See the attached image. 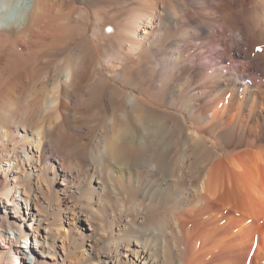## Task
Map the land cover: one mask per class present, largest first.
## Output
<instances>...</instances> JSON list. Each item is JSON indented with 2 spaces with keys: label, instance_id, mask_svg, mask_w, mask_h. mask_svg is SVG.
Listing matches in <instances>:
<instances>
[{
  "label": "bare ground",
  "instance_id": "1",
  "mask_svg": "<svg viewBox=\"0 0 264 264\" xmlns=\"http://www.w3.org/2000/svg\"><path fill=\"white\" fill-rule=\"evenodd\" d=\"M258 49L264 0H0V264H264Z\"/></svg>",
  "mask_w": 264,
  "mask_h": 264
},
{
  "label": "rangeland",
  "instance_id": "2",
  "mask_svg": "<svg viewBox=\"0 0 264 264\" xmlns=\"http://www.w3.org/2000/svg\"><path fill=\"white\" fill-rule=\"evenodd\" d=\"M92 29L94 27V24H92ZM44 198H42V200L46 201L44 204H47V202L50 203V205H52L51 208H49V211H48V214H51V215H54L56 213V206L53 205L54 204V200L52 199V197L48 194V193H43L42 194ZM24 236V235H23ZM25 237V236H24ZM79 243V242H78ZM54 245V244H53ZM25 246V245H24ZM54 248V247H53ZM24 251L27 253V254H30L29 251H28V247H23ZM16 261H14V264H15Z\"/></svg>",
  "mask_w": 264,
  "mask_h": 264
},
{
  "label": "snow or ice",
  "instance_id": "3",
  "mask_svg": "<svg viewBox=\"0 0 264 264\" xmlns=\"http://www.w3.org/2000/svg\"><path fill=\"white\" fill-rule=\"evenodd\" d=\"M258 51H264V49H258Z\"/></svg>",
  "mask_w": 264,
  "mask_h": 264
}]
</instances>
